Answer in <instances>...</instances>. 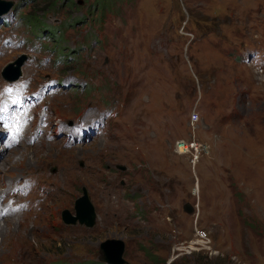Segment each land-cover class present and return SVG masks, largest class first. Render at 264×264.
Returning <instances> with one entry per match:
<instances>
[{
  "label": "rangeland",
  "instance_id": "rangeland-1",
  "mask_svg": "<svg viewBox=\"0 0 264 264\" xmlns=\"http://www.w3.org/2000/svg\"><path fill=\"white\" fill-rule=\"evenodd\" d=\"M12 1L20 13L0 24V49L9 34L23 45L2 51L0 88L4 66L23 52L31 58L22 79L33 90L52 78L71 85L36 112L51 119L54 139L46 132L0 154V179L31 177L33 209L41 202L37 215L0 220V263L104 264L101 243L123 239L127 264H196L195 254L264 264V0H114L104 20L91 11L95 0H63L43 14L40 32L21 16L43 0ZM196 106L197 138L209 145L200 162L174 150L195 136ZM101 116L111 117L92 140L70 146L59 133L61 119L86 125ZM60 159L74 175L45 181ZM84 186L98 214L92 228L63 220L66 210L76 214Z\"/></svg>",
  "mask_w": 264,
  "mask_h": 264
},
{
  "label": "water",
  "instance_id": "water-1",
  "mask_svg": "<svg viewBox=\"0 0 264 264\" xmlns=\"http://www.w3.org/2000/svg\"><path fill=\"white\" fill-rule=\"evenodd\" d=\"M13 5H14V2L12 0H0V15L7 13ZM25 60H26V57L22 56L15 63L9 64L3 71V75L11 81L16 80L22 74L21 67L24 64ZM82 197H83L82 199L79 198L76 201V209L78 211V216L72 217L71 215H69V211L66 210L63 216L64 220L67 221L68 223H76L79 220L80 223L82 224H86L87 226H93L96 221V213H95V208L90 201V197L88 195L86 188H84V196ZM187 210L190 212L193 211L191 207L188 208ZM68 216H69V219H68ZM71 217L72 219H70ZM106 242H112L113 245L117 243L116 244L117 249L113 247L112 249L110 247V250H108V253L106 254L110 258V260L113 262H110L104 258V251L102 249V245ZM125 251H126V243L123 239H108L104 241L103 243H101L100 260L107 262L109 264H127V260L125 259Z\"/></svg>",
  "mask_w": 264,
  "mask_h": 264
},
{
  "label": "bare ground",
  "instance_id": "bare-ground-1",
  "mask_svg": "<svg viewBox=\"0 0 264 264\" xmlns=\"http://www.w3.org/2000/svg\"><path fill=\"white\" fill-rule=\"evenodd\" d=\"M1 140V139H0ZM21 146H24V145H21ZM20 146V147H21ZM26 147H28V146H26ZM50 147H54V145H51ZM17 148V147H16ZM12 150V149H15V147L14 148H7V147H5L3 144H1L0 145V154L1 153H3L4 154V152L5 151H8V150ZM50 149V148H49ZM180 151H183L182 149H180ZM60 155H62V154H60ZM27 157V155L25 154H23V156H20L19 158H17V159H15V156H10L9 157V159H8V161H7V159H6V163L8 162V163H13V164H15V163H17V162H19L21 159H24V158H26ZM2 158V157H1ZM0 158V159H1ZM5 162H4V165L6 166V164H5ZM193 162H195V161H193ZM39 166H42V165H39ZM27 174V173H26ZM54 175V174H53ZM53 175H45V181L47 180V179H50V181H54V182H57V183H59V184H64V183H66L67 181H69V177H71V176H73L74 175V170L72 169V167L67 163V160L66 159H60V172L58 173V174H56L53 178H52V176ZM20 178H23V179H25V178H27V176L26 175H22V176H16V177H5V178H1L0 179V209L2 208V206H4V205H6V202L7 203H9V201L10 200H12V196L13 197H16V202H26L27 201V198L26 197H23L22 199V201H20V199L21 198H19L20 197V195L18 194V195H16V194H13L12 193V191H11V189H12V185L15 183V181L16 180H18V179H20ZM112 203V200L109 202V204H111ZM112 205V204H111ZM40 206H41V202L40 203H38L37 204V209H33V208H31V210H32V212L30 213V214H34V215H37L39 212H40V210L41 209H39L40 208ZM106 207V206H105ZM106 210V209H105ZM27 210H23V212L25 213ZM43 212V211H42ZM29 214V215H30ZM5 215V216H4ZM21 215H22V211H21ZM29 215L27 216V219L28 218H30L29 217ZM5 217H10L9 215H6V214H0V220L1 219H3V218H5ZM10 219V218H9ZM3 221V220H2ZM1 222V221H0ZM34 222H36V223H38L39 224V227L40 228H42V223L44 222L43 221V219L40 217L38 220H36V221H34ZM1 224V223H0ZM1 233H2V231H1ZM7 239V238H6ZM5 241V240H4ZM7 241H5L4 242V244L6 243ZM116 246V245H115ZM116 248H117V246H116ZM103 249V251H104V258L106 259V260H109V261H111L110 260V258L106 255L107 253H108V251H107V247H106V245L102 248ZM6 251V250H5ZM22 257H24V256H18V257H15V261L16 262H18V261H21V260H23V258ZM111 262H113V261H111ZM0 264H2V263H0Z\"/></svg>",
  "mask_w": 264,
  "mask_h": 264
},
{
  "label": "trees",
  "instance_id": "trees-1",
  "mask_svg": "<svg viewBox=\"0 0 264 264\" xmlns=\"http://www.w3.org/2000/svg\"><path fill=\"white\" fill-rule=\"evenodd\" d=\"M59 1L63 0H43L42 2L36 4V6L34 7L35 10L31 11L28 15V22L30 23L33 29H35L36 31H38L39 29H44L45 23L43 20V14L49 9H51L54 6L55 2ZM113 1L114 0H95L91 11L93 13H100V17L104 19L106 12L110 10L112 6L115 5ZM193 262L196 264H213L212 261L208 260V257L201 256L200 254L194 255Z\"/></svg>",
  "mask_w": 264,
  "mask_h": 264
},
{
  "label": "built area",
  "instance_id": "built-area-1",
  "mask_svg": "<svg viewBox=\"0 0 264 264\" xmlns=\"http://www.w3.org/2000/svg\"><path fill=\"white\" fill-rule=\"evenodd\" d=\"M192 119H193V123L195 122V120L198 119V115L197 114H193L192 115ZM187 150L190 151L191 155L194 156L193 152L195 153V157L194 159H198V153L201 152L202 150L206 149V146L202 143V142H190V144H186ZM204 233V232H203ZM204 235L206 236V234L204 233ZM208 237V236H206Z\"/></svg>",
  "mask_w": 264,
  "mask_h": 264
}]
</instances>
